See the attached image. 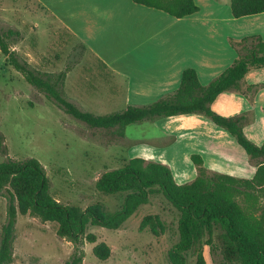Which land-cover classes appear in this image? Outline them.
<instances>
[{"label": "rangeland", "instance_id": "1", "mask_svg": "<svg viewBox=\"0 0 264 264\" xmlns=\"http://www.w3.org/2000/svg\"><path fill=\"white\" fill-rule=\"evenodd\" d=\"M72 2L80 1L0 0V32L8 27L20 30L21 35L11 40V46L35 68L53 73L68 70L64 84L66 96L83 109L98 115L122 110L130 105L126 100L125 81L120 74L102 67L97 53L86 48L71 30L74 25L70 13ZM98 32L105 47L116 44L115 28ZM193 114L203 117L201 126L207 133V129L215 132L210 128L218 125L209 117ZM184 116H160L129 124L125 138H121L110 130L91 127L65 112L30 84L0 52V133L7 145V153L0 151V162L7 158H37L51 181V193L63 203L85 208L101 202L112 211L119 209L126 192L99 191L96 181L106 170L122 167L130 158L146 153L148 145L161 149L147 153L160 157V162L169 165L177 181L192 180L188 175L192 170L197 175V169L191 156L201 153L191 150L204 149L184 141L188 137L185 133L192 132L187 125L190 119ZM206 119L209 120L207 129ZM161 127L168 128L173 134L163 133ZM218 128L232 137L226 129ZM153 141L159 144L151 143ZM176 141L180 159L172 151L174 148L164 145ZM243 155L246 160L240 157ZM209 161L220 167L206 166L208 169L219 172L224 169L236 176H240L237 174L246 164L253 166L236 140L233 148H227L225 154H217ZM147 214L160 215L166 224L164 234L156 236L148 228L140 229ZM6 215L7 197L0 194V231ZM179 217L180 212L163 194H153L150 202L140 205L120 228L89 226L87 232L95 233L97 242L108 243L112 254L108 259H99L93 251L96 243L86 242L83 264H171L168 251L179 239ZM57 228L56 221L18 214L14 264H64L73 252V243L60 237ZM187 264H195L194 258H189Z\"/></svg>", "mask_w": 264, "mask_h": 264}, {"label": "trees", "instance_id": "2", "mask_svg": "<svg viewBox=\"0 0 264 264\" xmlns=\"http://www.w3.org/2000/svg\"><path fill=\"white\" fill-rule=\"evenodd\" d=\"M176 16L184 17L199 10L195 0H134ZM235 17L264 12V0H231ZM19 29L8 27L0 32V52L25 79L53 100L60 108L91 127L110 130L125 138L129 124L160 116L202 113L226 129L244 148L250 162L256 166L253 177L235 176L210 170L203 156L192 154L197 175L179 183L172 168L162 162L141 156L130 158L119 168L106 170L96 181V188L106 193L126 192L123 205L110 210L96 202L83 208L63 203L51 193V181L42 163L35 157L7 158L0 162V194L7 197L6 221L0 231V264H14V241L18 214H32L43 221H56L57 234L73 243V252L64 264H83L86 242L96 243L93 251L99 259H108L111 246L97 242L89 226L120 228L153 194H163L180 212L178 241L169 249L171 264H207L204 248L210 247L214 264H264V142L251 140L245 126L255 120V114L244 112L225 116L212 107L224 91L239 92L254 103L261 84H247L246 74L264 67V39L249 35L230 39L237 58L222 73L203 84L192 67L183 70L180 86L147 105H127L124 109L98 115L83 109L66 96L64 90L68 70L58 73L41 71L12 48L11 40L19 37ZM70 69V68H67ZM0 151L7 153L4 135L0 133ZM160 236L166 224L159 214L143 217L140 229Z\"/></svg>", "mask_w": 264, "mask_h": 264}, {"label": "crops", "instance_id": "3", "mask_svg": "<svg viewBox=\"0 0 264 264\" xmlns=\"http://www.w3.org/2000/svg\"><path fill=\"white\" fill-rule=\"evenodd\" d=\"M79 1L71 4L70 13L74 23L71 30L86 48H90L94 54L97 53L102 67L123 77L128 104H150L165 94L174 92L180 86L183 70L187 67L194 68L201 83L208 84L237 58V51L230 43L231 38L240 39L258 34L264 39V12L235 17L231 0H195L199 10L184 17L173 16L134 0ZM109 27L115 28L113 33L116 34V44L105 47L98 31ZM245 82L262 85L255 95L254 103L242 93L224 91L217 96L212 107L225 116L252 111L255 120L245 126V132L251 140L262 144L264 67L251 69L245 76ZM184 115L190 119L187 120V125L192 130L191 133H185V137H188L184 141L201 145L204 150L194 148L191 152H200L207 167L218 169L220 165L210 162L209 159L216 158L217 154H225L227 148H233L235 137L230 138L228 134L218 130L219 126H212L210 129L215 132L211 133L207 129L209 120L206 119L207 133L201 126L204 120L202 116L193 113ZM161 129L165 134H173L166 127ZM224 140L226 142L223 143ZM151 143L159 144L158 141ZM175 144L178 142L164 145L174 148L172 151L180 159ZM148 146L150 148L140 156L160 162V157L147 152L161 149ZM238 151L242 153V150ZM240 157L246 160L244 155ZM240 169L241 173L237 175L241 177H253L256 172V166L250 164ZM222 171L225 172L224 169ZM195 176L193 170L188 175L190 179ZM204 255L207 264H214L207 246L204 248Z\"/></svg>", "mask_w": 264, "mask_h": 264}]
</instances>
